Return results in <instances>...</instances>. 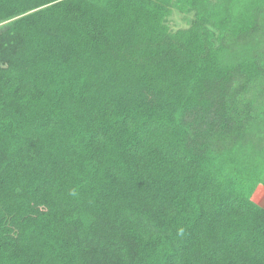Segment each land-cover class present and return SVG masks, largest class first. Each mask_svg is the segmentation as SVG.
<instances>
[{
  "label": "trees",
  "instance_id": "obj_1",
  "mask_svg": "<svg viewBox=\"0 0 264 264\" xmlns=\"http://www.w3.org/2000/svg\"><path fill=\"white\" fill-rule=\"evenodd\" d=\"M261 187L264 0H0V264H264Z\"/></svg>",
  "mask_w": 264,
  "mask_h": 264
},
{
  "label": "rangeland",
  "instance_id": "obj_2",
  "mask_svg": "<svg viewBox=\"0 0 264 264\" xmlns=\"http://www.w3.org/2000/svg\"><path fill=\"white\" fill-rule=\"evenodd\" d=\"M193 19V14L181 13L177 10H174L172 15L168 20V25L172 32H175L180 29L188 28L190 21ZM264 200V187L259 188V190L254 195V201L260 203Z\"/></svg>",
  "mask_w": 264,
  "mask_h": 264
},
{
  "label": "crops",
  "instance_id": "obj_3",
  "mask_svg": "<svg viewBox=\"0 0 264 264\" xmlns=\"http://www.w3.org/2000/svg\"><path fill=\"white\" fill-rule=\"evenodd\" d=\"M261 207H263L264 208V200L262 201V202H260V203H258Z\"/></svg>",
  "mask_w": 264,
  "mask_h": 264
}]
</instances>
